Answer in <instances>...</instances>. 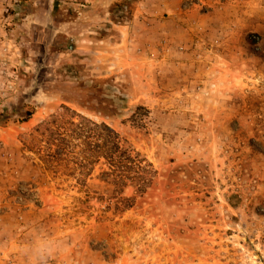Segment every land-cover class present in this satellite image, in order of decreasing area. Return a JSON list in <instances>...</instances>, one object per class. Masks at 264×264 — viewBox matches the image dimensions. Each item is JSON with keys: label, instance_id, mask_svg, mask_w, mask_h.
Segmentation results:
<instances>
[{"label": "rangeland", "instance_id": "obj_1", "mask_svg": "<svg viewBox=\"0 0 264 264\" xmlns=\"http://www.w3.org/2000/svg\"><path fill=\"white\" fill-rule=\"evenodd\" d=\"M137 1L111 13L135 20L120 39L90 2L0 12V211L27 242L38 228L65 242L52 264H264V81L240 73L264 66L258 32L240 43L223 28L180 35L173 14L135 18ZM62 105L112 125L153 164L151 186L126 187L120 202L100 166L84 184L46 169L45 139L31 151L32 136Z\"/></svg>", "mask_w": 264, "mask_h": 264}, {"label": "trees", "instance_id": "obj_2", "mask_svg": "<svg viewBox=\"0 0 264 264\" xmlns=\"http://www.w3.org/2000/svg\"><path fill=\"white\" fill-rule=\"evenodd\" d=\"M114 6L110 8L111 13L121 7L123 11L127 9L126 4ZM32 114L28 111L22 121H28ZM34 133L31 151L37 143L36 134L45 139L46 154L40 160L46 169H62L67 177L84 184L100 166L101 179L114 187L113 193L120 202L126 187L135 186L143 193L156 177L153 164L112 125L98 122L67 105L38 124Z\"/></svg>", "mask_w": 264, "mask_h": 264}, {"label": "crops", "instance_id": "obj_3", "mask_svg": "<svg viewBox=\"0 0 264 264\" xmlns=\"http://www.w3.org/2000/svg\"><path fill=\"white\" fill-rule=\"evenodd\" d=\"M187 1L193 3L188 8L185 7ZM75 2L76 5H81L85 8L88 6L85 3L90 2V5L95 8L93 20L111 22L117 27L116 30H120L114 31L110 35L116 39H120L121 37L119 32L126 34L128 30L130 31L128 23L135 21L131 20L130 22H126L127 24L125 25H118L117 22L114 21L111 16L110 8L121 2V0H75ZM148 2L149 0L137 1L134 17L136 18L141 10L146 11V9H151L153 7L158 12L173 14L174 16L170 15V20L175 23V31L180 35H182V29L185 30L184 32H189V29H193L190 26L198 30L204 29L208 37L216 36L218 31L223 28L225 32L223 33L224 38L228 39L229 42L240 43L246 40L248 33H264V0H151L150 5H148L150 3ZM16 4V0H0V12L6 6H15ZM142 4H144L146 8L140 7ZM81 11L83 10L80 9L79 13L83 14ZM6 20L7 22L9 21V19L3 20L0 18V23ZM7 22L5 23L8 24ZM10 33L11 30H9L8 34ZM8 42H12V40L10 39ZM222 53L223 52L219 53L220 58L229 61L230 54ZM237 56H240L237 57V59H242L245 64L246 59H244L242 53L238 52ZM239 65H243V63L240 61ZM224 69L227 70V68ZM240 71L245 77L250 76L251 79L258 77V79H263L264 81V66L249 67L248 69H242ZM14 216L15 215L7 211H0V264H8L7 258L10 256L12 257L11 264H25L24 259L16 253L18 248L27 243V240L25 237L18 234L16 230L13 231L16 228V225H13L12 222ZM8 220L9 223L7 226L5 223H7ZM19 235L20 237H18Z\"/></svg>", "mask_w": 264, "mask_h": 264}, {"label": "clouds", "instance_id": "obj_4", "mask_svg": "<svg viewBox=\"0 0 264 264\" xmlns=\"http://www.w3.org/2000/svg\"><path fill=\"white\" fill-rule=\"evenodd\" d=\"M65 252V242L54 238L45 229L38 228L28 242L17 249L25 264H52Z\"/></svg>", "mask_w": 264, "mask_h": 264}, {"label": "built area", "instance_id": "obj_5", "mask_svg": "<svg viewBox=\"0 0 264 264\" xmlns=\"http://www.w3.org/2000/svg\"><path fill=\"white\" fill-rule=\"evenodd\" d=\"M193 3H191L190 1H187L185 7H190V5H192ZM0 25H2L3 27H6V23L2 22L0 23ZM8 26V25H7ZM250 40L253 43L254 46V50L255 51H259L261 52L262 56L264 57V35L258 34V33H253L252 35H250ZM3 37L0 36V44H5V42H3ZM216 43H218V40H215ZM184 47L183 46H179L178 50H183Z\"/></svg>", "mask_w": 264, "mask_h": 264}]
</instances>
